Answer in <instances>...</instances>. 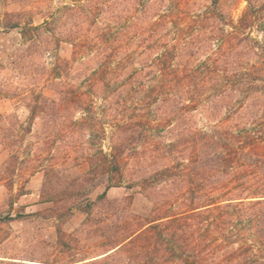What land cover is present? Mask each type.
Here are the masks:
<instances>
[{
    "label": "trees",
    "instance_id": "trees-1",
    "mask_svg": "<svg viewBox=\"0 0 264 264\" xmlns=\"http://www.w3.org/2000/svg\"><path fill=\"white\" fill-rule=\"evenodd\" d=\"M244 1L235 20L218 0H205L194 16L190 0H72L39 24L8 18L6 29L20 37L11 91L24 96L31 123L45 116L60 131L74 113L91 112L96 98L116 116L110 152L85 156L102 192L54 200L49 217L73 209L89 216L129 159L150 189L176 167L187 174L176 189L181 210L153 206L123 236L104 235L101 254L68 261L0 255V264H264V0ZM193 117L191 130L185 121ZM176 119L184 120L172 128L182 136L180 160L150 163L139 137ZM56 234L58 251H69L60 228Z\"/></svg>",
    "mask_w": 264,
    "mask_h": 264
},
{
    "label": "rangeland",
    "instance_id": "rangeland-1",
    "mask_svg": "<svg viewBox=\"0 0 264 264\" xmlns=\"http://www.w3.org/2000/svg\"><path fill=\"white\" fill-rule=\"evenodd\" d=\"M218 1L220 9L234 20L246 4L244 0ZM71 2L0 0V216L13 218L0 221V255L68 261L101 254L104 235L123 236L125 230L129 232L145 220L153 206L162 205L170 211L183 207L182 193L176 189L183 184L179 179L180 174H187L186 167H176L169 177L160 179L150 189L137 177L129 159L123 163L121 175H113L115 184L108 190L106 201L97 203L89 216L78 209H73L71 215L48 216L51 211L47 208L54 200L59 204L75 197L81 201L87 192L94 200L102 192L104 182H98L99 176L92 179V174H87L85 156L96 154L100 147L110 152L116 116L106 113L104 101L96 98L91 112L74 113L60 131L49 128L45 116H38L31 123L24 96L11 91L18 83L10 60L19 47L20 37L18 29H6V22L10 18L11 22L39 24L58 6ZM204 3L205 0H190L189 15L194 16L195 8L199 10ZM69 51L65 45L60 53L67 56ZM8 89L13 94L5 95ZM182 121H167L163 128L158 126L140 136L142 143L137 149L150 163L176 164L180 160L182 136H177L178 132L172 128L178 123L182 125ZM185 122L194 130V117ZM149 139L160 143L148 145ZM175 176L179 177L173 180ZM187 181H191L190 177ZM56 228L61 229L63 238L70 243L69 251H58L61 247L56 243Z\"/></svg>",
    "mask_w": 264,
    "mask_h": 264
}]
</instances>
